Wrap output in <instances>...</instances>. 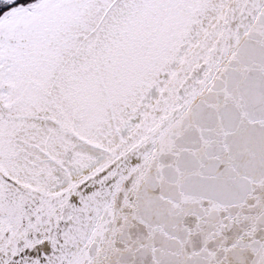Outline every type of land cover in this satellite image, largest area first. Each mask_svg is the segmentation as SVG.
Masks as SVG:
<instances>
[{
  "label": "snow or ice",
  "instance_id": "1",
  "mask_svg": "<svg viewBox=\"0 0 264 264\" xmlns=\"http://www.w3.org/2000/svg\"><path fill=\"white\" fill-rule=\"evenodd\" d=\"M0 264H264V0H0Z\"/></svg>",
  "mask_w": 264,
  "mask_h": 264
}]
</instances>
